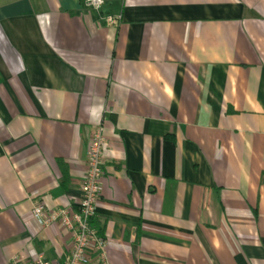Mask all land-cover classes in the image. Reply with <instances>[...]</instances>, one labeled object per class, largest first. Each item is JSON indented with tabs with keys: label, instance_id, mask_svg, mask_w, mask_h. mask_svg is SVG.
Returning a JSON list of instances; mask_svg holds the SVG:
<instances>
[{
	"label": "crops",
	"instance_id": "0c3cea01",
	"mask_svg": "<svg viewBox=\"0 0 264 264\" xmlns=\"http://www.w3.org/2000/svg\"><path fill=\"white\" fill-rule=\"evenodd\" d=\"M99 124L113 264H264V0H0V264L63 258L34 202L77 208Z\"/></svg>",
	"mask_w": 264,
	"mask_h": 264
},
{
	"label": "built area",
	"instance_id": "2783aa9c",
	"mask_svg": "<svg viewBox=\"0 0 264 264\" xmlns=\"http://www.w3.org/2000/svg\"><path fill=\"white\" fill-rule=\"evenodd\" d=\"M90 9H100L105 0H84ZM110 24L119 23L118 18L108 16ZM107 140L104 126L99 124L89 137L87 146V171L81 186L77 208L71 206L48 209L41 200H36L33 215L41 226L60 223L71 233V245L61 260L48 259L44 254L33 257L17 253L7 264H113L107 254V239L99 235L93 225L101 198V179L106 160Z\"/></svg>",
	"mask_w": 264,
	"mask_h": 264
}]
</instances>
